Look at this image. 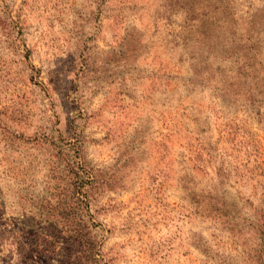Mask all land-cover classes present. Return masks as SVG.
Listing matches in <instances>:
<instances>
[{"label": "rangeland", "instance_id": "rangeland-1", "mask_svg": "<svg viewBox=\"0 0 264 264\" xmlns=\"http://www.w3.org/2000/svg\"><path fill=\"white\" fill-rule=\"evenodd\" d=\"M0 264H264V0H0Z\"/></svg>", "mask_w": 264, "mask_h": 264}]
</instances>
